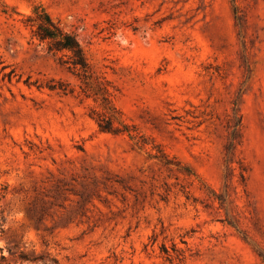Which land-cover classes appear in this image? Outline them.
I'll return each instance as SVG.
<instances>
[{"label": "rangeland", "instance_id": "obj_1", "mask_svg": "<svg viewBox=\"0 0 264 264\" xmlns=\"http://www.w3.org/2000/svg\"><path fill=\"white\" fill-rule=\"evenodd\" d=\"M0 264H264V0H0Z\"/></svg>", "mask_w": 264, "mask_h": 264}, {"label": "trees", "instance_id": "obj_2", "mask_svg": "<svg viewBox=\"0 0 264 264\" xmlns=\"http://www.w3.org/2000/svg\"><path fill=\"white\" fill-rule=\"evenodd\" d=\"M27 21L33 26V37L40 43H46L50 51L68 55L73 68L88 66L83 47L76 35L60 26L48 12L37 9L35 15L27 17Z\"/></svg>", "mask_w": 264, "mask_h": 264}]
</instances>
